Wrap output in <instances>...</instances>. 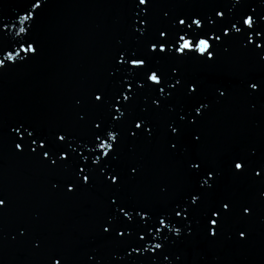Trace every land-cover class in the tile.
I'll list each match as a JSON object with an SVG mask.
<instances>
[{
  "label": "snow or ice",
  "instance_id": "snow-or-ice-1",
  "mask_svg": "<svg viewBox=\"0 0 264 264\" xmlns=\"http://www.w3.org/2000/svg\"><path fill=\"white\" fill-rule=\"evenodd\" d=\"M20 3L13 16L0 17V76L41 55L37 25L50 0ZM121 3L130 42L117 40L104 84L74 99L83 134L29 119L0 120V141H8L14 156L46 169L50 191L70 200L102 193L90 246L76 264H185L181 245L233 236L247 244V223L257 205H264V152L236 145L212 155L204 124L215 106L234 95L264 99V9L231 0L240 10L228 8L226 14L216 6L190 4L163 11L154 25L156 0ZM233 45L251 56L257 70L225 69L223 56ZM153 145L173 179L152 175L151 194L142 197L136 190L148 178L149 164L137 153ZM11 206L0 191V222ZM11 240L42 252V264H74L34 224H18ZM108 248L119 250L109 253L111 261L101 254Z\"/></svg>",
  "mask_w": 264,
  "mask_h": 264
},
{
  "label": "water",
  "instance_id": "water-1",
  "mask_svg": "<svg viewBox=\"0 0 264 264\" xmlns=\"http://www.w3.org/2000/svg\"><path fill=\"white\" fill-rule=\"evenodd\" d=\"M156 3L154 25L161 22L163 11L170 7L185 10L191 5H212L226 14L232 8L231 0ZM50 4L47 15L37 25L40 57L0 76V120L9 124L29 119L44 128H65L83 134L85 130L75 121L74 99L87 98L90 91L104 84L117 40L130 42L126 9L121 0H50ZM242 4H250L258 11L264 9V0H242ZM21 6L20 0H0V17L7 20ZM240 7L232 8L233 12ZM223 60L227 70H257L251 56L241 52L238 45H233ZM250 104L255 105V110L250 109ZM204 129L212 155L236 145H255L264 152V99L250 101L234 95L214 107ZM137 155L148 162L149 176L136 195L151 194L152 175L173 179L170 164L157 156L155 145L142 148ZM50 179L38 162L14 156L8 141H0V191L12 200L0 222V264H42V252H33L26 243L12 242L11 236L20 223L34 224L36 232L46 237L49 244L65 248L74 264L82 259L79 253L90 246L92 223L101 210L102 193L66 199L50 191ZM247 227L252 233L247 244H237L233 236L232 240L222 239L215 244L200 240L194 247L181 245L185 264H264V205H257ZM112 251L119 250L108 248L101 254L111 261Z\"/></svg>",
  "mask_w": 264,
  "mask_h": 264
}]
</instances>
